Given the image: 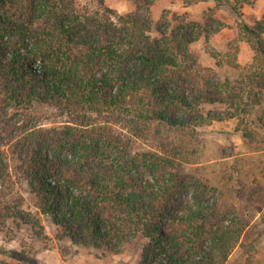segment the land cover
Listing matches in <instances>:
<instances>
[{"label": "trees", "instance_id": "obj_1", "mask_svg": "<svg viewBox=\"0 0 264 264\" xmlns=\"http://www.w3.org/2000/svg\"><path fill=\"white\" fill-rule=\"evenodd\" d=\"M134 1L136 11L115 15L104 0L95 11L80 9L76 0H0V85L29 102H52L72 112L107 110L156 135L233 119L247 111L249 101L261 104L264 13L250 24L242 11L256 0H214L210 8L229 10L238 25L233 40L254 50L257 67L235 81L217 78L191 47L202 32L209 40L224 22L209 27L187 14L170 18L164 10L159 36L152 37L150 10L156 0ZM201 1L207 0H184L186 5ZM207 104L225 108L206 111ZM116 142L124 154L111 162L79 148L70 157L22 154L18 171L36 195L38 213L74 242L114 253L142 235L140 264H228L245 224L237 218H224L226 224L211 220L203 201L197 208L187 206L186 213L178 208L175 149L140 154ZM8 177L12 172L0 151V220L21 213L9 202ZM32 219L26 221L33 225ZM2 251L43 264L23 250Z\"/></svg>", "mask_w": 264, "mask_h": 264}, {"label": "rangeland", "instance_id": "obj_2", "mask_svg": "<svg viewBox=\"0 0 264 264\" xmlns=\"http://www.w3.org/2000/svg\"><path fill=\"white\" fill-rule=\"evenodd\" d=\"M76 3L80 9L95 11L99 8V0H76ZM104 3L114 10L115 15L136 11L134 0H104ZM204 6L201 9L192 7V12L200 13L199 10L207 8ZM187 7L184 0H156L150 10L151 36H159L158 27L164 10L170 18L187 14L189 19L209 27L216 25L217 21L224 22L227 30L210 35L209 40L202 32L191 45L199 63L213 67L217 78L230 81L241 79L257 67L251 45L233 40L238 25L229 10L218 8L211 11L212 7H208L199 19H195ZM246 9L249 10L246 13L248 19L259 16L258 8L247 5ZM242 11L244 13V9ZM249 102L247 111L239 117L214 121L194 130L170 129L156 135L145 125H138V129L107 110L72 112L52 102H29L24 95L14 94L0 85V151L12 172V178L6 179L9 182V202L16 211H21L0 220V264H30L4 253L2 249L23 250L43 264L142 262L146 245L142 235L127 243L118 253L85 246L61 235L50 218L38 213L36 195L22 171H18L22 165L21 155L26 151L70 157L79 154L76 150L79 148L90 151L91 158L116 161L124 154L118 151L117 140L140 154L149 150L164 153L165 146L175 149L176 172L179 174L176 187V196L180 200L178 208L186 213L187 206L197 208L203 201L211 220L217 222L221 219L226 224L230 218H237L245 224V231L231 252L228 264H264V90L261 104ZM224 108L225 105L221 104L204 106L206 111ZM145 128L147 131H143ZM245 130L249 136H244ZM68 131L73 132L64 136ZM26 218H33L35 224Z\"/></svg>", "mask_w": 264, "mask_h": 264}, {"label": "crops", "instance_id": "obj_3", "mask_svg": "<svg viewBox=\"0 0 264 264\" xmlns=\"http://www.w3.org/2000/svg\"><path fill=\"white\" fill-rule=\"evenodd\" d=\"M204 5H206L207 8H203L202 10H199L200 13L199 12L198 13L192 12L193 11L192 10V7H196V9L198 7V9H201L202 7H205ZM247 5H252V6L258 8L259 16L258 17L257 16L256 17H252V19H248V16L246 14V13H249V10L246 9ZM187 6H188L187 7V10L189 11V14L193 18L199 19L202 16V13L204 12V9H208V7H214L215 6V1L214 0L201 1V2H198V3L190 4V6L189 5H187ZM242 9H244V13L246 14V16H245V14L243 13L244 19L248 23L252 24V23H254L255 21L259 20L262 17V15L264 13V0H256L254 4H244L243 7H242ZM225 30H227V27L226 26L222 30H220L219 32H217L216 34H219V33L223 32ZM234 35H235V32H234ZM241 43H242V45H244L247 42L246 41H241Z\"/></svg>", "mask_w": 264, "mask_h": 264}]
</instances>
